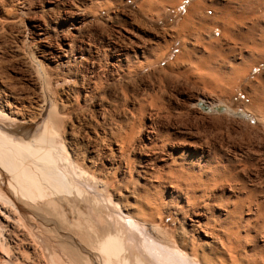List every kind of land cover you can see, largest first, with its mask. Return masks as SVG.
Returning <instances> with one entry per match:
<instances>
[{"label": "bare ground", "instance_id": "obj_1", "mask_svg": "<svg viewBox=\"0 0 264 264\" xmlns=\"http://www.w3.org/2000/svg\"><path fill=\"white\" fill-rule=\"evenodd\" d=\"M76 1L34 4L41 12L27 36L55 42L42 57H27L35 68L24 79L30 91L0 66V262L264 264V171L251 170L236 146L240 155L223 147L228 134L243 135L240 123L250 116L215 98L243 85L264 110V70L249 81L264 65V0ZM135 2L134 13L121 10ZM31 3L0 0V13L14 6L26 14ZM182 6L179 21L166 25L167 9ZM103 22L113 39L98 37ZM76 64L78 90L61 99L57 89L75 78L67 67ZM48 66L62 77H51ZM140 76L156 87L132 95L114 127L113 102L102 95ZM181 78L194 91L165 101L160 86ZM87 102L91 112L67 125ZM213 117L238 130L209 128V137L218 135L210 141L203 122ZM171 216L179 229L166 223Z\"/></svg>", "mask_w": 264, "mask_h": 264}, {"label": "rangeland", "instance_id": "obj_2", "mask_svg": "<svg viewBox=\"0 0 264 264\" xmlns=\"http://www.w3.org/2000/svg\"><path fill=\"white\" fill-rule=\"evenodd\" d=\"M42 1H44V0H40V1L33 0V3H31L30 6L25 5L26 8L29 7L28 9L30 10L29 11L30 13L27 12L28 14L27 13L26 14H23L17 8H15L14 6H7V7H5V9H7V10L4 9L3 13H0V20L2 18H5L4 20L2 19L0 21V66L4 70H6L7 73H9L10 75L16 77L18 79L17 82L19 84L21 83L20 84L21 88H23V90H26V91H30L31 89H30V86L26 82H24V79L27 76L28 72H33L34 69H35L34 66H33V64L30 63V61H28L29 59H27V57H34V56H36V57H39V56L42 57V55L40 54L41 49L44 48L45 45H49V44H52V43L55 42L51 38H44L43 40L42 39H36V40H34L31 37V35L30 36H27V35H29L28 34L29 33V31H28L29 28L27 27V24L29 23V20L32 19L35 16H38L40 14V12H41L39 9H35L34 6H36V5H34V4H40V3H42ZM72 1L74 3L77 2L76 0H72ZM136 4H137L136 2L135 3H131L127 7L121 8V10L123 12H125L126 14H130V12L131 13L132 12L134 13L135 10H136V8H135V5ZM184 10H185V6L180 7L176 11L171 10V9H167L166 18H165V24L167 25V24L171 23L173 20H174V22H178L179 19H180V17L183 15ZM5 11H7V13ZM139 19H142V18L139 17ZM13 20H15V21H13ZM8 23L9 24L11 23V25H9ZM145 23L148 26L149 25L151 26V24H149L147 22H145ZM102 24L103 25L105 24V25L103 26ZM102 24H101L102 26L100 25L97 28L98 37H100V36H102V37H104V36L105 37H109V35H110V39L111 38L113 39L114 38L112 36V34H113L112 33L113 32L112 30L113 29H112L111 25L108 22H103ZM99 28H101V29L99 30ZM103 30H104V32H103ZM24 56L26 58H23ZM39 59H41V58H39ZM44 64H46V62H44ZM47 68H49V70L51 71V73H53V74H51L52 75L51 77H56V76L62 77L60 75L61 74V69L53 68V67H50V66H48ZM67 69L71 70V72L73 74H76V75H75V78H73V80L66 82V84H65L66 86L64 85V86H59L58 87V89H57L58 94H59L58 96L61 99H64L65 98L64 97V94L65 93H68L69 92V94L72 95L70 92H73L74 93L75 91L78 90V87H79L78 79L80 78V75L82 74V71H83L82 67L81 66H78L77 64L76 65H70L69 67H67ZM263 70H264V65L261 66V67H259V68L253 69L252 70V75L249 77V81L250 80H254L253 78H255V76L258 73L261 74L263 72ZM263 76L264 75H262V77ZM150 77L149 76H140V77H135V78L132 77V79H134V80H132L131 78H127L128 80L126 79L125 80L126 82H124V80H122L123 81V83H122V81L119 80V81H116V82H114V83H112L111 85L108 86V88L106 90V93H105V96H104V94L102 96L106 100H108V102L110 101V104L112 102L113 103L115 102L114 104L113 103L111 104L110 111H112V112L111 113L110 112L108 113V115H109L108 118H110V120L112 121V124L114 123L113 124L114 127L120 126L124 122V121H122L124 119V116L128 115L127 111H129L130 103L133 101L132 95L135 96L136 94L142 93L143 91L146 90V88H147L146 86L151 87L150 84L154 88L156 87L157 84L155 83V81L153 80V78L151 77V79H150ZM129 79H130V81H129ZM183 79H184V81H183ZM183 79L181 78L178 82L175 81L171 85H165V86L162 85L163 87L160 86V90H161V94H162L161 96L163 97V99H165V101H168V100H171V101H176V100L177 101H181V99H182V95L181 94H183V93H185V94L186 93L187 94H191L194 91V87L192 86V84L186 82L185 81L186 80L185 78H183ZM137 81H138V83H137ZM152 81H153V83H152ZM71 82L74 83V84H72ZM127 83H129V84H127ZM179 83H180V86H179ZM116 84L119 87L118 86H115ZM73 85H74V87H73ZM120 85H122V86H120ZM110 86H112V88ZM124 86H126V87L128 86V87L125 88ZM133 86H135V88H133ZM136 87H138V88H136ZM242 87H243V85L242 86L241 85L238 86L236 88V90H235V93L234 92L230 93L227 90H225L224 92L221 91V92H216L215 93V98L217 97L216 99L218 101H220L222 103H225L227 106H229L233 110L245 112V113H247L250 116V122L240 123L241 125L239 124L240 125L239 128L242 130L243 135L239 137L238 135L228 134L229 135L228 137L231 140L229 138L225 139V141L223 142V147L224 146L226 147V148L225 147L224 148L226 149V151H227L228 154L230 153V155H237L238 152H235V150L239 148L241 150L240 154L243 155L244 158H246L249 162H252L250 164L251 167L249 165V168L251 170H255L256 172L258 170L263 172L264 171V168H263L264 167V165H263L264 164V152L262 151V147L264 146V144L262 142H264V125H263L264 124L263 123L264 122V119H263L264 118V110L263 111H258V109H255V106L252 105L249 96L245 93V91L242 89ZM67 88L70 89V90H68ZM162 88L164 90L163 92H162ZM164 88L166 89V91H165ZM124 89H127L126 91L129 90L128 93H124V92H126V91H124ZM165 92H167V93H165ZM115 93H118L119 96L121 95L119 100L115 98ZM127 95H129V96L127 97ZM169 95H171V96H169ZM125 96H126V100H125ZM123 97H124V99H123ZM46 98H47V100H50L49 99V96H46ZM128 99L130 100V102H129ZM78 101L81 102V99L79 98ZM116 101H117V103H116ZM122 104H123L124 107L123 106L120 107ZM113 107L116 108V109H113ZM91 108H92V103L87 102V105L85 107H81L78 110H72L71 111V115L67 116L66 119H65L66 124L67 125H72L73 124L74 126H77V118H80L86 112L87 113H90L91 110L93 109V108L92 109ZM120 108H122V109H120ZM123 108L125 110H123ZM118 113H120L122 115H120L118 117L117 116ZM257 116H260L259 117V121H258ZM195 118H197V117H193V116H189V115L188 116L187 115L181 116V119H183L184 121H188L190 123L192 122V124H195V121L197 122V119L198 118L197 119H195ZM221 118L222 117H220V118L213 117V119L209 118V119H206L207 121L204 120V122H203L205 124L204 125V127H205L204 130H206L207 132L206 131L205 132H202V135L205 133V136H208L209 137L210 135H208V134H209V132H211V129H209V128H214V127H217L219 125L228 126L230 130L231 129H234V130L237 129L238 130V128L234 124H232V122L230 120L225 119V118L223 120V118L222 119ZM200 120L201 119L199 118L198 119V122L196 123L197 125L199 123L198 126H200ZM212 120H214V121H212ZM193 121H194V123H193ZM116 122H117V124H116ZM211 122H213V123H211ZM212 125H213V127H212ZM232 125H234V127H232ZM257 131H259V132H257ZM216 134H217V132H215V134L213 133L211 135V137H209V138H212V139H210V141L211 140H214V139H216V137H218V135L217 136H214ZM90 135L92 136V134H90ZM236 136H238L239 138L238 137L236 138ZM257 136H258V139H257ZM81 138L83 139L84 137H81ZM76 139H77L78 142H80V140H81L80 138H76ZM226 140H228V141H226ZM225 143L226 144L228 143L227 146H226ZM258 143L260 144V146H259ZM235 144H237V145H235ZM235 146H236V149H235ZM260 147H261V149H260ZM252 148H253V150H250ZM230 150H231V152H230ZM246 150H248L250 152H247ZM256 151H258L259 153H257ZM234 153H236V154H234ZM251 153L254 154V155H251ZM240 154L238 153V155H240ZM258 154H259V156H258ZM251 157H252V160H251ZM257 159H259V160H257ZM260 159H261V161H260ZM257 163H258V165H257ZM254 164H256L257 166L254 165ZM99 219L102 220V218H100V217H99ZM103 220L101 221V223L105 224L103 222ZM166 223L169 224V225H171V227H174L175 226L174 228L178 227V229H179V224H177L176 221L175 222L172 221V216L166 220ZM0 264H2V262H0Z\"/></svg>", "mask_w": 264, "mask_h": 264}, {"label": "water", "instance_id": "obj_3", "mask_svg": "<svg viewBox=\"0 0 264 264\" xmlns=\"http://www.w3.org/2000/svg\"><path fill=\"white\" fill-rule=\"evenodd\" d=\"M218 111H220V112L223 111V108L222 107L218 108Z\"/></svg>", "mask_w": 264, "mask_h": 264}]
</instances>
